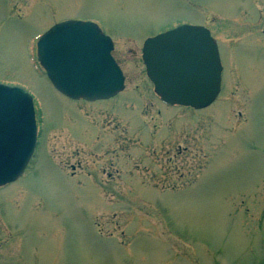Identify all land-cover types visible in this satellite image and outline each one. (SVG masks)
I'll return each instance as SVG.
<instances>
[{
    "label": "rangeland",
    "instance_id": "rangeland-1",
    "mask_svg": "<svg viewBox=\"0 0 264 264\" xmlns=\"http://www.w3.org/2000/svg\"><path fill=\"white\" fill-rule=\"evenodd\" d=\"M192 2L224 67L204 110L164 105L141 55L200 21L189 2L0 0V83L33 97L39 132L0 188V264H264V0ZM67 20L113 39L116 98L68 100L38 65L36 41Z\"/></svg>",
    "mask_w": 264,
    "mask_h": 264
},
{
    "label": "water",
    "instance_id": "water-1",
    "mask_svg": "<svg viewBox=\"0 0 264 264\" xmlns=\"http://www.w3.org/2000/svg\"><path fill=\"white\" fill-rule=\"evenodd\" d=\"M112 50L111 39L96 24L67 21L39 39L37 59L61 94L93 102L125 88ZM142 53L147 77L165 104L203 110L218 97L222 65L207 29L179 26L148 39ZM36 145L33 98L20 87L0 83V187L23 175Z\"/></svg>",
    "mask_w": 264,
    "mask_h": 264
},
{
    "label": "flooded vegetation",
    "instance_id": "flooded-vegetation-1",
    "mask_svg": "<svg viewBox=\"0 0 264 264\" xmlns=\"http://www.w3.org/2000/svg\"><path fill=\"white\" fill-rule=\"evenodd\" d=\"M184 1H186V2H189L190 3V5H189V9H190V11L192 12V13H198V17H201V19H200V21H198V22H195V23H188V25H194V26H202V27H205L203 24H202V21H203V6H201L200 5V3L199 2H192L193 0H184ZM236 22V21H235ZM235 22H231V23H235ZM100 27V26H99ZM101 28V27H100ZM207 28V27H206ZM210 32H211V34H212V36L214 37V35H213V32H212V30L211 29H209V28H207ZM102 30V29H101ZM103 31V30H102ZM106 34V33H105ZM109 36V35H108ZM215 38V37H214ZM112 39V38H111ZM216 39V38H215ZM113 40V39H112ZM217 41V43L219 44V42H218V40H216ZM218 46H220V45H218ZM115 50H116V46H114V50H113V52H112V55H113V57H114V52H115ZM114 59H115V57H114ZM115 61L117 62V60L115 59ZM117 64L120 66V64L117 62ZM121 67V66H120ZM116 98V97H115ZM114 99V98H113ZM112 100V99H111ZM109 177H111V175H109Z\"/></svg>",
    "mask_w": 264,
    "mask_h": 264
}]
</instances>
